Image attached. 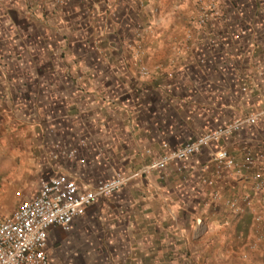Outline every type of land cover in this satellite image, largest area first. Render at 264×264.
<instances>
[{"label": "crops", "instance_id": "obj_1", "mask_svg": "<svg viewBox=\"0 0 264 264\" xmlns=\"http://www.w3.org/2000/svg\"><path fill=\"white\" fill-rule=\"evenodd\" d=\"M197 1L150 0L141 7L139 0H84L108 23L102 40L110 42L90 52L78 47L73 66L37 65L39 72L49 66L44 78H51L40 83L44 98L34 104L26 96L17 109L13 91L0 82V107L8 111L0 115L8 119L0 126L1 221L34 198L44 179L66 175L87 191L114 172L131 176L190 139L259 114L255 125L187 161L132 177L69 230L53 227L46 248L52 263L264 264V190H254L250 171L218 172L213 163L224 149L237 160L250 152L264 164V9L259 0H217V14L194 28ZM75 2L81 0H3L0 80L36 56L34 40L63 38L38 30L47 24L57 30L66 15L74 23ZM238 26L247 36L236 42L231 33ZM39 48L56 62L54 52ZM65 71L80 80H65ZM213 192L222 200L214 201ZM243 197L250 205L240 213L223 203L242 204Z\"/></svg>", "mask_w": 264, "mask_h": 264}, {"label": "built area", "instance_id": "obj_2", "mask_svg": "<svg viewBox=\"0 0 264 264\" xmlns=\"http://www.w3.org/2000/svg\"><path fill=\"white\" fill-rule=\"evenodd\" d=\"M2 2V0H0ZM259 11L264 9V0H259ZM215 4H209L197 19L201 27L206 25L210 16L217 14ZM247 36L245 27L232 30L231 37L239 42ZM264 75V71H262ZM245 91V89H243ZM259 114H252L235 120L215 130L190 139L184 145L168 151L160 158L153 159L131 176L114 172L111 178L100 179L90 190L84 191L66 175H55L40 182V188L34 198L22 200L9 217L0 222V264H54L46 252L47 240L53 227L67 231L72 223L82 217L88 208L101 198L110 197L120 192L132 177L148 176L156 171H163L172 161H187L201 153L212 143L223 137L240 131L244 127L255 125ZM58 149L59 145H54ZM166 148L167 145H164ZM76 151L68 152L73 157ZM213 163L218 172L227 170L235 175L250 171L254 190H264V164L250 152L241 160L235 159L227 150H219L213 155ZM208 186L213 181L206 180ZM214 201L222 200L218 192H213ZM225 206L234 213L249 206L248 197H243L242 204L237 199H224ZM259 218V217H258ZM198 224L201 220L196 221Z\"/></svg>", "mask_w": 264, "mask_h": 264}, {"label": "rangeland", "instance_id": "obj_3", "mask_svg": "<svg viewBox=\"0 0 264 264\" xmlns=\"http://www.w3.org/2000/svg\"><path fill=\"white\" fill-rule=\"evenodd\" d=\"M216 1L217 0H198L196 2V5H194L193 7V14H192V19H193L192 21L195 22L194 28L196 27L199 28V25L197 24V19L198 17H200L203 10H205L209 4H215L216 7L215 9H217ZM139 2L141 7H147L150 4V0H139ZM2 3L3 0L2 2H0V4ZM84 4H85L84 0H81L80 3H76V14L78 13L79 14L76 15V21L74 23L72 19L69 22H67L68 15H66L63 22L58 23L60 27H58L57 30L56 27H53L52 24H47V23L46 24L49 25L48 30L46 28L39 29L38 31L41 32L40 34L41 35L43 34L42 37H45L47 33L49 34L47 35V37L52 36L53 35L51 34L52 32L50 33L49 31L55 30L54 33L62 34L63 38H61L60 41L57 40L58 42L54 39H52V41L46 39L34 40V42H32V48H33V52L35 51L34 54L36 56L30 57V61H28L27 65L22 67V71L18 70L16 73L6 72V79H5L7 80L6 82H4L3 79L0 80V82L3 83V85L8 86V89L13 91L14 103L16 105L15 107H18L17 109H19L20 106L23 107L25 106L26 103H28L29 100L28 97H30L33 104L36 103L37 98L40 99L44 98L43 94L41 93V91L44 90V88H41L39 86L40 83L44 81V79L49 78V77L44 78V76L48 74L50 70H48L49 66H46L40 69L42 71L39 72L37 65H58V64L62 65L63 63L64 65L67 66H73L76 64V53L74 52V50L76 51L78 47L80 49L83 48L88 52H90L94 47L103 46V43L110 42L108 40L107 41L102 40V37L106 38L107 37L106 35L110 33L109 31H107L108 23L105 22V19L102 17L98 18L97 15L93 16L94 10H93V14H91V12H89L91 9L89 8L90 10L89 9L86 10ZM99 10L102 14L103 8H100ZM153 12L157 13V10L155 9L153 10ZM49 19L52 20L51 17H49ZM0 23H1L0 26L2 25L3 28H5L4 22L2 23V21L0 20ZM144 24H146V26H149L148 22H144ZM189 27H190L189 25H186L185 26L186 30ZM36 28H40V27L36 25ZM35 31L36 30L34 29V32ZM17 40L18 39H16V41ZM39 46L40 47L45 46L48 48L50 52H54L52 53L53 55L51 56V58L55 59L56 62L50 61V58L48 61H46L48 56H44L40 54L42 50L39 48ZM135 48H138V46H136ZM16 64H19V61ZM34 66H36V68ZM36 69L38 70L36 71ZM64 78L67 81L73 80L74 82H76V79L80 80V78L76 77V71H74L73 73L65 71ZM20 80H23V82H20ZM20 83H23L24 85L20 86ZM26 86L28 87L26 88ZM27 91H29V94H27ZM4 106L5 105H2V107H0V115L2 114L6 116V113H8V111ZM5 121H6V125L8 126L7 123L8 119L6 120L0 119V126L2 128H4ZM17 195H19V193H17ZM1 213H2V207L0 206V221L3 219V215H1Z\"/></svg>", "mask_w": 264, "mask_h": 264}]
</instances>
